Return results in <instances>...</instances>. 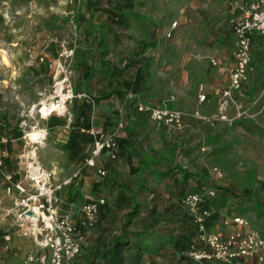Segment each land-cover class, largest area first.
<instances>
[{"label":"crops","instance_id":"crops-1","mask_svg":"<svg viewBox=\"0 0 264 264\" xmlns=\"http://www.w3.org/2000/svg\"><path fill=\"white\" fill-rule=\"evenodd\" d=\"M168 1V5L176 12L173 13L175 16L171 28L164 32L162 21L164 15L168 14L165 11V0H97L98 10L93 15L96 31L90 38L84 34L86 43L84 42L81 47L83 52L91 49L92 55L85 53L86 55L81 56L80 60H76V68L80 70L79 77L83 85L81 91L97 99L101 106L96 108L94 102L87 100L76 101L78 108L76 112L80 114L75 115L74 118L76 130L72 127L74 120L69 122L67 118L49 117L44 118L47 120V125L43 132L69 134V141L72 131L76 132L78 126L83 125L84 120L89 124L90 130L94 128L104 134L118 132L119 160L111 162L103 156L98 163L108 171L110 190H115L116 193L117 208H135L139 205L141 209L146 210L147 214L141 216L145 215L140 222L141 225L138 226L139 220L135 219L126 229L128 232H141L144 236L141 237V246L150 245L143 259L146 260L150 256L152 259L155 258L151 264H162L164 251L170 250L171 255H175L174 264H225L183 258L174 250L169 240L182 230L194 227L193 218L182 204L184 196L195 191L211 189L210 187L199 189L201 185L197 181H203L201 174L191 168V162L200 158L204 153L202 150L206 149L202 146V142L204 144L211 139L209 129L211 127L197 118L196 114L212 116L218 113L221 99L218 92L230 85V72L235 65L234 52L237 47L233 33L235 48L230 56L225 54L224 50L203 51L199 41L203 36L205 38L210 36V32L206 28L203 30V35L202 32L196 33L192 28V19L200 23L204 16L210 17L211 21L226 17L232 20L241 14L235 9L234 3L247 0H232L228 4L223 0ZM139 5L144 7L148 19L145 20L143 29H137L140 34L134 36L132 31L134 24L131 21L132 17L137 16ZM119 16H122L120 22ZM175 22H181V28L174 31ZM173 31L174 38L168 40L167 36ZM185 35L186 46L182 42ZM263 41L264 37L258 34L253 36L252 57L255 71L250 74L249 82L243 92L236 94V98L247 106L259 100V104L254 108L256 111H260L264 105V87L253 102L246 103L244 97L246 98L250 92L258 91L259 85L264 83V45L261 46ZM256 46H261L258 50L261 52L260 59L254 54ZM168 51H171V55H167ZM208 59L212 63L211 68L206 66ZM213 60L217 61L216 65L213 64ZM202 85L206 86L208 97L204 103L199 102ZM129 93H136L148 105L168 106L170 109L183 112L185 128L177 131L167 126H160L147 114L139 113L134 105L124 103ZM234 113L231 109V114ZM122 117L126 127L117 131V123ZM0 126L6 128L3 124ZM201 130H203L202 135ZM213 130L218 132L219 127ZM14 138L22 139L15 136ZM94 142L89 145L91 147L89 155L84 159L82 166L90 156ZM179 155L184 159L179 160ZM8 157L6 160L9 159ZM85 171L94 172L98 176L95 170L85 169ZM83 174L80 179L83 178ZM119 175L129 176L130 182L123 183L116 178ZM107 201L101 213L110 204V199ZM220 214L222 218L213 231L228 234L230 230L223 227V222L227 218L224 209ZM233 216L241 215L233 214ZM127 223L128 221L125 226ZM99 238L100 236L97 239ZM132 248L135 250L134 246ZM244 261L248 260L241 262ZM249 261L256 264L253 260ZM241 262L231 264H241ZM146 264H149L148 260Z\"/></svg>","mask_w":264,"mask_h":264},{"label":"rangeland","instance_id":"rangeland-1","mask_svg":"<svg viewBox=\"0 0 264 264\" xmlns=\"http://www.w3.org/2000/svg\"><path fill=\"white\" fill-rule=\"evenodd\" d=\"M223 1L228 4L232 0ZM168 2L165 0V11L168 14L164 15L162 21L164 32L171 28L175 16L173 13L176 12ZM86 10V0H0V124L6 127L0 126V160L5 161L0 170V264H24L30 257L38 258L42 253L38 239L45 236L42 235V223L35 226L29 223L26 217H20L26 209L22 211L16 207L19 194L16 191L13 195L8 193L7 188L10 185L6 177L14 176L13 182H22L32 195L37 194V190L30 186L26 174L28 167H32L33 163H40L45 170L53 172L56 184L83 168L84 159L74 157L71 151L66 150L69 134L43 132L47 125L44 118L49 117L39 111L43 103L50 104L52 98L58 97L57 84L66 76L70 78L75 94L84 92L81 91L83 85L79 77L80 70L76 68L75 55L69 56L71 50L81 49L84 42L86 43L84 32L88 26L82 21L80 33L75 34L70 20L77 16L78 11L87 14ZM146 19L148 17L144 7L139 5L137 16L132 17L131 21L134 24V36L140 34L137 29L145 27ZM230 20V17H226L211 21L210 17L204 16L200 23L192 19V28L196 33L202 32L203 35L206 28L210 32V36H203L199 41L203 51L224 50L225 54L231 55L235 48V38ZM180 28L181 22H178L177 29ZM216 29L217 31H214ZM173 38L174 36H167L168 40ZM186 41L185 35L182 39L185 46ZM261 44L263 46L264 41ZM260 47L256 46L254 52L257 59L261 58V52L258 51ZM167 55H171V51H168ZM41 58H44V61ZM206 66L212 67L210 59L207 60ZM263 87L264 83L260 84L259 90L247 94L244 101L253 102ZM76 105L74 101L68 106L65 115L54 113L50 118L63 117L72 122L75 115H80L76 112ZM94 105L96 108L101 106L97 99H94ZM260 119L264 123V114L260 115ZM218 127V132L212 127L209 128L211 139L204 144L202 142L206 152L194 162L190 161L191 168L196 170L195 172L199 171L203 180L197 181L201 185L199 189L210 187L219 191V188H233L238 193L249 190L247 200L231 198L229 205L224 208L225 217L233 216L231 213L247 216L254 222L255 227L264 232V130L248 122L233 126L219 124ZM17 130L23 132L21 140L14 138ZM200 132L202 135L203 130ZM30 133L43 134L42 140L30 139ZM90 148L85 153V158L89 155ZM181 156L179 155V160L184 159ZM216 168L223 173V178H218L215 174ZM85 172L82 179L73 182L59 194L63 201L61 213L71 214L73 219L78 221L80 209L85 203L100 196L110 199V204L100 214V222L89 231L87 246L75 261V264H109L107 257L110 256L107 252L125 228V223L137 219L138 226L141 225L145 215L141 216L146 210L140 207V215L134 219L130 218L135 208H117L116 193L115 190H110L109 177L101 180L94 172ZM116 178L125 184L131 180L129 176L123 175ZM218 194V197H221V193ZM31 215L29 213V216ZM5 236H11L12 241L6 243ZM96 236L100 238L97 239ZM126 256L129 258L128 264H133L130 258L134 259L136 250L131 246ZM173 256L175 255H171L170 250H165L162 264H174ZM154 259L150 256L146 260L142 258V263L146 264L148 260L151 264ZM241 264L254 263L248 260Z\"/></svg>","mask_w":264,"mask_h":264},{"label":"built area","instance_id":"built-area-1","mask_svg":"<svg viewBox=\"0 0 264 264\" xmlns=\"http://www.w3.org/2000/svg\"><path fill=\"white\" fill-rule=\"evenodd\" d=\"M234 7L241 14L231 20L237 47L234 52L235 65L230 72V85L218 92L221 99L217 114L203 116L197 113L196 117L209 123L213 128H217L219 124L233 126L239 122H248L264 130V123L260 119V115L264 114V105L260 111H256L254 108L259 104V100L247 106L236 98V94L242 93L245 85L249 82L250 74L255 71L252 57L253 36L258 34L264 37V0L236 1ZM71 27L75 34H79L80 30L74 21L71 22ZM177 27L178 23L175 22L173 30L175 31ZM174 31L169 34V37L173 36ZM74 55L75 49L70 51L69 57H74ZM41 60L44 61V58ZM212 62L217 64L215 60ZM57 86H59L58 100L63 102L64 106L61 109V112L64 113L58 112L60 114L65 115L68 112V106L74 101L94 102L93 97L87 93L75 94L68 76L59 81ZM62 94L65 96V100L62 99ZM207 98L206 86L202 85L200 86L199 102L204 103ZM124 103L134 105L139 113L147 114L160 126H167L177 131L185 128L183 112L170 109L168 106L148 105L136 93L127 94ZM231 109L234 110V115L231 114ZM125 127L122 117L118 123L117 131L124 130ZM88 133L95 139L90 156L85 160L83 168L61 183L56 184L55 174L45 170L39 165L40 163H33L32 167H28L26 174V179L30 181V186L37 190V194H29L22 182L15 184L14 176L6 177L10 185L7 188L8 193L13 195L16 191L19 194L16 207L22 211L26 209L20 217H26L28 222L35 226H38L39 223L43 224L42 233L44 234L42 235L45 236L38 239L42 253L38 258L30 257L24 264H75L77 257L88 244L89 231L95 228L98 223L102 207L107 205V198L100 196L85 203L80 209V219L77 221L71 214L61 213L63 201L59 194L73 182L79 180L85 169L95 170L100 178H106L108 171L99 166V160L105 156L108 161L116 162L119 160L120 153L118 132L104 134L93 128ZM202 151L206 152V149ZM4 163V160H0V170ZM214 172L218 178H223V173L218 168ZM217 194V190L211 188L187 194L182 199L184 208L191 215L196 226L195 243L183 255L199 262L231 264L243 260H253L256 264H264V234L254 227L248 217H227L223 222V227L230 230L228 234L209 229L208 220L213 211L205 209V206L209 201L215 199ZM29 213L32 215L29 216ZM4 241L11 242L12 237L5 236ZM49 258L51 262H49Z\"/></svg>","mask_w":264,"mask_h":264},{"label":"trees","instance_id":"trees-1","mask_svg":"<svg viewBox=\"0 0 264 264\" xmlns=\"http://www.w3.org/2000/svg\"><path fill=\"white\" fill-rule=\"evenodd\" d=\"M97 0H86V7H87V14L86 12L78 11L77 16H73V18L70 20V23L74 21L78 28L82 24L81 22L84 21V23H87L88 26L85 28L84 34L87 37H93L95 31H96V25L94 24L92 12H95L98 10ZM119 22L122 20V16H119ZM80 30V28H79ZM80 33V32H79ZM92 55L91 49L89 51H81V49L75 50V58L76 60H80L81 56L86 54ZM85 105V104H84ZM83 105V106H84ZM89 106V104H86ZM86 106V107H87ZM89 110V109H87ZM87 112V111H86ZM86 112H80L84 115H86ZM242 123V122H239ZM237 125V124H236ZM72 127H75L76 130V121L74 119L72 123ZM79 129L72 131L71 137L66 144V150L71 151L73 153L74 157H78L79 159H85V153L89 145H92L94 142L93 137L88 133L90 130L89 124H86L85 120L82 126H78ZM16 138H22L23 132H16L15 133ZM218 193H221V197H218L219 194H217V197L211 201H209L205 209L213 211L212 216L208 220V227L209 229L213 230L215 225L221 220L222 216L220 214L221 210L226 208L231 198H243V200H247V196H249L250 191L244 190L242 193H238L236 189L233 188H219ZM220 196V195H219ZM141 206L135 207V209L130 214V218L134 219L140 215L139 209ZM234 213H231L233 215ZM235 215V214H234ZM132 221V220H131ZM131 221L129 220L127 225L125 226L120 235L117 236L114 240L113 246L109 248L107 254L110 256L107 257L109 264H128L129 258L126 256V252L131 248V246H134V249L136 250V256L133 258H130L133 264H141L142 258L144 253L149 249L150 245L141 246L142 239L141 237H144L141 232H128L126 230L131 225ZM254 224V222H253ZM255 227V226H254ZM191 229L182 230L176 237L169 240V243H172L174 250L180 254L183 258H189L187 256H184L183 254L187 251H189L192 247V245L195 243L196 238V226L190 227ZM257 230L261 231L257 227H255ZM154 229V227H152ZM263 234L264 232L261 231ZM131 239L135 243H131ZM134 244V245H133ZM190 259V258H189Z\"/></svg>","mask_w":264,"mask_h":264},{"label":"bare ground","instance_id":"bare-ground-1","mask_svg":"<svg viewBox=\"0 0 264 264\" xmlns=\"http://www.w3.org/2000/svg\"><path fill=\"white\" fill-rule=\"evenodd\" d=\"M63 79V78H62ZM60 85V87H62V85L61 84H59ZM62 90V89H61ZM57 95H58V93H57ZM58 98L59 97H54V98H52V101H51V103L49 104V103H47V102H45V103H43L42 104V107H40V108H42L40 111H39V113L40 114H44V116H46V117H50L51 115H53L54 113H58V112H60V113H64V112H61L62 110L61 109H63L64 108V106H63V102H61L60 100H58ZM62 99L63 100H65V96L62 94ZM42 136H43V134H39V133H30L29 135H28V137H30V139L32 138L33 140H40L41 138H42ZM42 140V139H41ZM35 151V150H34ZM34 155V154H33Z\"/></svg>","mask_w":264,"mask_h":264},{"label":"water","instance_id":"water-1","mask_svg":"<svg viewBox=\"0 0 264 264\" xmlns=\"http://www.w3.org/2000/svg\"><path fill=\"white\" fill-rule=\"evenodd\" d=\"M30 214H32V213H30Z\"/></svg>","mask_w":264,"mask_h":264}]
</instances>
